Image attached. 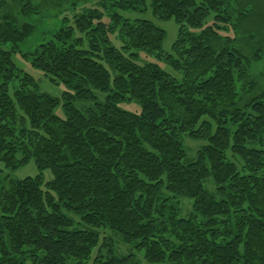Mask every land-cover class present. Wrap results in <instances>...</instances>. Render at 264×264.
<instances>
[{"label": "trees", "instance_id": "16d2710c", "mask_svg": "<svg viewBox=\"0 0 264 264\" xmlns=\"http://www.w3.org/2000/svg\"><path fill=\"white\" fill-rule=\"evenodd\" d=\"M80 2L0 0V160L40 172L4 177L0 264H141L108 229L154 264H264V0ZM149 9L179 25L171 52L153 20L122 14ZM49 15L62 25L22 56L66 86L61 97L13 59L39 30L29 19ZM95 90L104 102L74 104ZM185 137L204 141L195 158Z\"/></svg>", "mask_w": 264, "mask_h": 264}, {"label": "rangeland", "instance_id": "374dc122", "mask_svg": "<svg viewBox=\"0 0 264 264\" xmlns=\"http://www.w3.org/2000/svg\"><path fill=\"white\" fill-rule=\"evenodd\" d=\"M87 1V0H81L80 3ZM93 4H90L88 6H92ZM94 6H97L99 8H102L98 3H95ZM104 11V10H103ZM122 14H124L125 16L131 17V18H147V19H151L153 20L159 27L163 28L166 31V36L165 39L163 41V49L165 51L171 52L173 49V43L175 42V40L177 39V35H178V29H179V25L176 23L175 20H161L158 19L156 17H154V15L152 14L151 10H146V11H123ZM65 15H67L68 17H70L71 22L73 21V12L69 11L68 13H66ZM63 15V16H65ZM108 16L107 14L104 12V19L106 21H108ZM62 16H56V15H49L46 18H39V16H34L32 18H30V21H36L39 25V30L36 33V35H34L33 37L29 38L27 41H25L23 44L20 45V51H18L17 53L13 54V59L14 61L18 64V66L23 69L24 71L32 74L33 76H35L41 84V91H45L50 93L51 95L57 96V97H61L63 92L67 90L66 86L64 84H55L54 82H52L47 76H45L43 74V72L35 69L28 60H26L25 57L22 56V52H27L29 50H32L36 47V45L38 43L41 42V38H39V35H42L41 32L43 30H50L51 31H55L57 28H60V26L62 25ZM199 30V29H198ZM48 33L47 37L51 36L52 33ZM114 44L121 48V42L115 38V35H113L112 38ZM139 53V59L138 62H157L159 63L165 70H167L168 72H171L174 74V71L168 67L164 62H162L158 55L156 53H148L145 51H138ZM129 53H127L128 55ZM264 63V56L262 58V60L257 63L255 65V70L258 71L259 68H261V66ZM111 74L112 77L114 76V72L111 70ZM19 80L18 78H16L10 85V92L11 94H13V88L18 84ZM95 97L93 99H89V100H82V101H76L74 104L82 109L85 110L87 108H90L92 106H94L95 102H104L108 96V92L106 91H100V90H95L94 91ZM121 107L124 108L125 110L128 111H133V112H140L141 107L140 104L135 102V101H126L123 102L121 104ZM55 113L61 117H65V110L63 105H59L56 108ZM184 143L185 146L188 149L189 152V156L191 158H195L197 156V152L198 150L201 148V146L204 144V141H199V140H193L189 137H185L184 139ZM229 155L231 156L232 153H229ZM232 159L236 160L238 162L239 167H241L242 165V161L241 160H237L236 158H234L233 156H231ZM0 169H1V173H0V187L3 186L4 184H6V182H4V177H12V178H18V179H23L27 176H32L35 177L37 176L40 172L38 169V166L36 165L35 161L31 160L27 165L19 167L15 170H11L9 168H6L4 162L2 160H0ZM44 178L45 181H49L53 178V173L50 169H47L44 171ZM206 187L214 192L215 191V185L213 183V181L211 179H209L206 183ZM192 203L193 201L189 198H183V216H188L191 212H192ZM70 215L74 218L75 220V227L76 228H85L83 227L80 217L74 213H70ZM107 236L110 237H114L117 241V245L119 248V251L121 253H128V252H132L134 254H136L138 260L141 262V264H154V263H150L148 262L143 253L138 252L136 249H132L130 247H128L126 244L120 242L117 240L116 236L111 232V230H107L104 232ZM96 252V251H95ZM95 254V253H94ZM27 264H33L31 261L27 260Z\"/></svg>", "mask_w": 264, "mask_h": 264}]
</instances>
